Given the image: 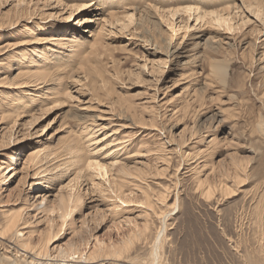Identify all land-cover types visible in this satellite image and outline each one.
Wrapping results in <instances>:
<instances>
[{
  "label": "rangeland",
  "instance_id": "obj_1",
  "mask_svg": "<svg viewBox=\"0 0 264 264\" xmlns=\"http://www.w3.org/2000/svg\"><path fill=\"white\" fill-rule=\"evenodd\" d=\"M59 1L0 0V228L17 211L21 230L16 237H0V261L11 253L22 256L17 246L28 240L29 255L41 252L34 257L38 264L62 263L57 249L67 246L83 256L69 264H143L160 229L165 264H263L264 16L248 9L257 0H96L71 17L67 6L89 0ZM187 7L227 8L235 16L232 28L182 11L163 22L150 11ZM131 13V24L118 25L116 18ZM99 14L103 19L97 21ZM42 36L74 39L63 46L31 42ZM20 81L31 83L16 86ZM27 92L40 96L22 108ZM119 138L128 140L120 149ZM33 151L39 152L30 156ZM188 153L192 159L183 162L181 154ZM87 162L92 168H83ZM96 162L108 170L105 175ZM125 170L146 174L143 186L150 183L158 208L144 202L135 186L139 179L132 181ZM159 193H166L164 203L156 199ZM70 195L76 196L68 204L72 215L63 222L61 199ZM116 196L126 201L121 210L111 207L113 200L120 203ZM146 222L149 230L140 236ZM113 246L122 248L120 257L111 255ZM92 250L99 259L89 263Z\"/></svg>",
  "mask_w": 264,
  "mask_h": 264
},
{
  "label": "bare ground",
  "instance_id": "obj_2",
  "mask_svg": "<svg viewBox=\"0 0 264 264\" xmlns=\"http://www.w3.org/2000/svg\"><path fill=\"white\" fill-rule=\"evenodd\" d=\"M31 1V0H30ZM242 1V0H241ZM244 1V0H243ZM96 2V0L94 1V0H89V1H86V2H82L80 5H72V4H70L69 6H67L69 9H70V16L69 17H71L73 14H75L77 11H79L80 12V10H82V9H84V8H87V7H91V6H93L94 4H96L95 3ZM236 2V1H235ZM245 2V1H244ZM246 2H248V4L249 3H251L252 2V0H247ZM57 3H60V1L59 0H57ZM66 4V3H65ZM246 4V3H245ZM68 5V4H67ZM237 5V4H236ZM252 6L251 7H249L248 9H250L249 11H251V12H253L254 13V15L256 16V17H258L259 15H263L264 16V4H263V2L260 0V1H253L252 2V4H251ZM194 7V6H193ZM65 8V5L63 6V8L62 9H64ZM173 8V7H172ZM234 8H235V6H234ZM252 8V9H251ZM231 9V8H230ZM218 10V9H217ZM150 11H155V13L157 14V17H159V19L161 20V21H163V22H165V21H168V23L171 21V22H173L174 21V19L176 20L177 18H178V15H179V13H180V11H182L183 13H187L188 15H189V18L191 17V15L193 16V18L194 19H196V20H199V21H210V22H214V23H216L219 27L220 26H223V27H225L226 29H230V28H232V21H233V19H234V15L232 14V13H230L231 11L229 10V9H227V8H225V9H221V10H219V11H203V10H200V9H198V8H192V7H187V8H185V9H171V10H169V8H168V10H162V11H157V9H155V10H151L150 9ZM129 13V12H128ZM116 14V13H115ZM110 16H113V13L111 14L110 13ZM242 17V16H241ZM101 18H102V16L99 14V18H98V20L97 21H100L101 20ZM106 18V17H105ZM103 19V18H102ZM113 19V18H112ZM116 20H117V23H118V25H119V23H120V25H126V24H131L132 23V21H133V14L131 13V14H129V15H127L124 19H117L116 18ZM120 20V21H119ZM126 20V21H125ZM82 21H85V19H83ZM108 21V20H107ZM113 21V20H112ZM102 22V21H101ZM114 22V21H113ZM125 22H126V24H125ZM179 22H180V20H179ZM198 22V21H197ZM184 23V22H183ZM243 23V22H242ZM263 23V22H262ZM238 24V23H237ZM244 24H246V23H244ZM235 25V24H234ZM241 25V24H240ZM196 27V26H195ZM239 28V27H238ZM233 30V29H232ZM241 30V29H240ZM231 31V30H230ZM94 33H97V32H94ZM104 33V32H103ZM72 37H73V35H71ZM72 37L71 38H68V37H66V36H62L61 38H55L54 36H49L48 38L47 37H43L42 36V38H38L37 40H33V41H31L32 43L33 42H45V43H52V45H55V46H63V45H66L65 43H69V41H71V40H73L72 39ZM82 38V37H81ZM51 41V42H50ZM94 42L96 41L97 42V40H93ZM63 42H65V43H63ZM78 42V41H77ZM101 42V41H100ZM31 43V44H32ZM196 43V42H195ZM16 44V43H15ZM20 45H21V43H19ZM24 44H25V42H24ZM80 44H82V43H80ZM12 45H14V44H12ZM48 46V45H47ZM69 46V45H68ZM75 47H76V45H75ZM70 48H72V50L71 51H74V50H76V48H74V46L73 45H70ZM90 48H91V50L93 49L91 46H90ZM95 50H96V47L94 48ZM98 50V49H97ZM90 51V50H89ZM205 51V50H204ZM95 52V51H94ZM44 54V53H43ZM88 54H90V52L88 53ZM87 54V55H88ZM92 54H93V52H92ZM91 54V55H92ZM97 55V54H96ZM102 55V54H101ZM90 57V56H89ZM95 57V56H94ZM97 57H99L98 55H97ZM96 57V58H97ZM101 57V56H100ZM87 59H88V56H87ZM99 59V58H98ZM97 59V60H98ZM86 60V59H85ZM84 60V62H86ZM35 61V60H34ZM89 63H90V61H89ZM87 64V63H86ZM99 64H102V63H99ZM79 67H80V65H78ZM93 66V65H92ZM91 66V67H92ZM94 66H96L95 65V63H94ZM82 67H85L84 65L82 66ZM78 68V67H77ZM81 68V67H80ZM102 68V67H101ZM72 69V68H71ZM83 69V68H82ZM77 70H79V72H80V69H77ZM86 70H89V69H86ZM102 70V72H103V68L101 69ZM101 70L99 71V69L97 70V71H99V73L101 72ZM106 70V69H105ZM29 71V70H28ZM73 71V70H72ZM84 71V70H83ZM83 71H82V73H83ZM90 71V70H89ZM88 71V72H89ZM31 72V71H30ZM30 72H25V73H30ZM78 72V71H77ZM78 72V73H79ZM87 72V71H86ZM85 72V73H86ZM94 72V71H93ZM92 72V73H93ZM91 73V72H90ZM96 73V72H95ZM98 73V72H97ZM43 75H44V73H42ZM102 74V73H101ZM105 74V73H104ZM29 75V74H28ZM100 75V74H99ZM35 76V75H34ZM94 76V75H93ZM96 76V75H95ZM98 76V75H97ZM96 76V78H98V80L101 78L100 76H102V75H100V76H98L97 77ZM14 77V76H13ZM47 77V76H46ZM53 77V76H52ZM83 77H84V75H83ZM104 77V76H103ZM105 77H107V76H105ZM109 77V76H108ZM24 78V77H23ZM34 78V77H33ZM36 78V77H35ZM72 78V77H71ZM86 78H88V75L86 76ZM9 79V78H8ZM7 79V80H8ZM12 79V78H11ZM18 79V78H17ZM21 79V78H20ZM37 79V78H36ZM43 79V78H42ZM84 79H85V77H84ZM13 80H14V78H13ZM30 80H32V79H30ZM44 80V79H43ZM87 80V79H86ZM93 80H96V79H93L92 78V81ZM101 80V79H100ZM107 80L108 79H106L105 81L107 82ZM4 81V80H3ZM40 81V80H39ZM46 81V80H45ZM1 82V81H0ZM7 82V81H6ZM6 82H5V85H6ZM51 82V81H50ZM53 82V81H52ZM51 82V83H52ZM94 82V81H93ZM100 82V81H99ZM103 82V81H102ZM106 82H104V83H106ZM14 83V82H13ZM31 83V81H20V82H16L15 84H17L16 86H19L20 85V87L21 86H25V85H27V84H30ZM42 83V82H41ZM44 83V82H43ZM96 83V82H95ZM104 83H100L101 85H99V86H102ZM108 83V82H107ZM106 83V84H107ZM88 84V83H87ZM90 84H92V83H90ZM33 85V84H32ZM52 85V84H51ZM15 85H13V87H14ZM15 86V87H16ZM35 86H36V84H35ZM91 86V85H90ZM104 86V85H103ZM102 86V87H103ZM106 86V85H105ZM104 86V87H105ZM27 87V86H26ZM101 87V88H102ZM24 88V87H23ZM34 88V87H33ZM51 88V87H50ZM106 88V87H105ZM111 88V87H110ZM89 89H90V87H89ZM98 89V88H97ZM104 89V88H103ZM112 89V88H111ZM24 90V89H23ZM91 90V89H90ZM102 89H100V91H101ZM86 91H88V89L86 90ZM95 91V90H94ZM105 90H102V92H104ZM110 91V90H109ZM48 92V91H47ZM50 92V91H49ZM66 92H67V89H66ZM70 92V91H69ZM82 92V91H81ZM91 92V91H90ZM85 93V92H84ZM96 93V92H95ZM52 94V93H51ZM54 94V93H53ZM71 94V93H70ZM88 94V93H87ZM92 94V93H91ZM56 95V94H55ZM72 95V94H71ZM26 97H24L23 98V100L21 101V107L22 108H24L25 106H26V102H34L36 99H34L33 97H36V98H38L39 96H40V94L39 93H33V92H27V94L25 95ZM48 95H46V97H47ZM69 96V95H68ZM73 96V95H72ZM71 96V98H73ZM98 96V95H97ZM107 96V95H106ZM70 97V96H69ZM68 97V98H69ZM94 98L96 97V96H93ZM66 98V97H65ZM91 98H92V96H91ZM90 98V99H91ZM94 98H93V100H94ZM97 98V97H96ZM51 99V98H50ZM67 99V98H66ZM64 99L65 101H67V100H69V101H72V99L70 100V99ZM101 99V98H100ZM54 100H55V105H57L58 103V101H57V98L56 97H54ZM63 100V101H64ZM92 100V101H93ZM97 100V99H96ZM99 100V99H98ZM61 101V100H60ZM59 101V102H60ZM63 101H62V103H63ZM91 101V100H90ZM89 102V101H88ZM102 101H100V103H101ZM57 103V104H56ZM61 103V106L63 105ZM72 103V102H71ZM99 103V102H98ZM111 103V102H110ZM89 104V103H88ZM112 104V103H111ZM58 106H60V104L58 105ZM88 106V105H87ZM86 106V107H87ZM91 106V105H90ZM92 107V106H91ZM131 107V106H130ZM77 108V107H76ZM90 108V107H89ZM128 108V107H127ZM21 109V108H20ZM90 109H92V108H90ZM76 110V109H75ZM81 110V109H80ZM128 110L130 111V109L128 108ZM125 111H127V109L125 110ZM128 112V111H127ZM8 113V112H7ZM33 113H34V111H33ZM11 114V113H10ZM15 115L14 116H18L19 115V112L18 113H14ZM21 114V113H20ZM29 114V113H28ZM3 115V114H2ZM32 114H30V116H31ZM4 116V115H3ZM87 116V115H86ZM2 117V116H1ZM5 117V116H4ZM13 117V116H12ZM19 117V116H18ZM34 117V116H33ZM32 117V118H33ZM36 117V116H35ZM82 118H83V116H81ZM91 117H93V116H91ZM95 117V116H94ZM97 117V116H96ZM6 118V117H5ZM79 119H81L80 117H78ZM85 118V117H84ZM99 119L100 118H102V116L101 117H98ZM16 119V118H15ZM33 119H35V118H33ZM36 119H37V117H36ZM85 119H87V117L85 118ZM89 119H91V118H89ZM106 119V118H105ZM104 119V120H105ZM9 120V119H8ZM32 120V119H31ZM83 120V119H82ZM93 120H94V118H93ZM101 120V119H100ZM1 121V120H0ZM84 121V120H83ZM95 121H96V119H95ZM3 122V121H2ZM14 122H15V120H14ZM108 122V121H107ZM1 123V122H0ZM7 123V122H6ZM12 124H13V122H11ZM11 123H9V124H11ZM8 124V125H9ZM15 125V124H14ZM98 126V125H97ZM153 126V125H152ZM10 127V126H9ZM9 127H7V129L9 128ZM134 127V126H133ZM155 127V126H154ZM5 128V127H4ZM11 128H12V126H11ZM102 128V127H101ZM100 128V129H101ZM105 128V127H104ZM7 129L5 130V131H7ZM10 129V128H9ZM8 129V130H9ZM264 129V128H263ZM2 130H4V129H2ZM13 130V129H12ZM11 130V131H12ZM101 131V130H100ZM116 131L117 130H115V129H113V132H115V134H116ZM118 132V131H117ZM6 133V132H5ZM10 133V132H9ZM9 133H7V134H9ZM111 133V132H110ZM109 133V134H110ZM3 134V133H2ZM89 134H92V132L91 133H89ZM4 135V134H3ZM2 135V136H3ZM1 136V137H2ZM118 136V135H117ZM116 136V137H117ZM122 136V135H121ZM125 136V135H124ZM90 137H91V135H90ZM93 137V136H92ZM128 137V136H127ZM3 138H4V136H3ZM2 139V138H1ZM6 139V138H5ZM9 139V138H8ZM8 139H7V141H8ZM94 139V138H93ZM127 139V138H126ZM118 140V143H120V145H122V146H118L119 148L118 149H120L121 147H123V146H125V144H126V142H128V140H125V139H123V138H119V139H117ZM130 140V139H129ZM89 141V140H88ZM116 141V140H115ZM172 141V140H171ZM4 142V140H2L1 141V143H3ZM87 142V141H86ZM112 142V141H111ZM117 142V141H116ZM162 142V141H161ZM50 144V143H49ZM49 144H48V146H49ZM44 145V144H43ZM89 145V144H88ZM161 145V144H160ZM164 145V144H163ZM0 146H3V145H1L0 144ZM67 147H68V145H66ZM165 146V145H164ZM38 147H39V145H38ZM141 147V146H140ZM180 147V146H179ZM45 148V147H44ZM126 148V147H125ZM69 149V148H68ZM73 149V148H72ZM72 149H70V150H72ZM117 149V147L115 148V150ZM140 149V148H139ZM142 149V148H141ZM160 149H161V147H160ZM38 150V149H37ZM40 150V149H39ZM47 150V149H46ZM69 150V151H70ZM75 151H76V149H74ZM91 150V149H90ZM113 150V149H112ZM68 151V150H67ZM79 151V150H78ZM117 151V150H116ZM123 151V150H122ZM121 151V152H122ZM39 152V151H38ZM37 151H33L32 153H30L31 155L30 156H36L37 155V153H38ZM51 152V151H50ZM137 152H139V151H137ZM142 152V151H141ZM148 152V151H147ZM173 152V151H172ZM42 153V152H41ZM69 153V152H68ZM75 153H77V152H75ZM140 153V152H139ZM146 153V152H145ZM158 153V152H157ZM46 154H47V152H46ZM55 154V153H54ZM64 154V153H63ZM116 154V153H115ZM142 154V153H141ZM152 154V153H151ZM200 154V153H199ZM202 154V153H201ZM53 155V154H52ZM67 155V154H66ZM119 155V154H118ZM140 155V154H139ZM138 155V156H139ZM9 156V155H8ZM29 156V157H30ZM44 156V155H43ZM47 156V155H46ZM76 156V155H75ZM131 156V155H130ZM136 156V155H135ZM141 156V155H140ZM143 156H145V155H143ZM64 158H65V156H63ZM67 157V156H66ZM68 157H69V155H68ZM91 157V156H90ZM95 157V156H94ZM125 157H127V156H125ZM166 157V156H165ZM180 157H182L183 158V162L184 161H186V162H188V161H190L191 159H192V156H190L189 155V153L188 154H186V155H182L181 154V156ZM12 158V157H11ZM35 158V157H34ZM44 158V157H43ZM48 158V157H47ZM63 158V159H64ZM157 158V157H156ZM197 158V157H196ZM206 158V157H205ZM27 159H28V157H27ZM92 159V158H91ZM125 159V158H124ZM128 159H130L129 157H128ZM145 159V158H144ZM165 159V158H164ZM3 160V159H2ZM9 160V159H8ZM35 160H37L36 158H35ZM44 160V159H43ZM72 160V159H71ZM11 161V160H10ZM25 161H26V159H25ZM30 161V160H29ZM74 161V160H73ZM73 161H71V162H73ZM89 161H91L90 159H89ZM136 161V160H135ZM155 161V160H154ZM161 161H163V160H161ZM166 161V160H165ZM2 162V161H1ZM179 162V161H178ZM24 163H27V162H24ZM36 163V162H35ZM34 163V164H35ZM38 163H39V161H38ZM37 163V164H38ZM77 163V162H76ZM82 163V162H81ZM98 163H100V161H98ZM97 162L96 163H93V165H94V167H98L100 170H103L102 172H104V173H102V174H106V170H105V166L103 167L101 164H98ZM142 163V162H141ZM236 163V162H235ZM0 164H2V163H0ZM33 164V165H34ZM61 164H63L62 162H61ZM186 164H188V163H186ZM239 164V163H238ZM58 165V164H57ZM77 165V164H76ZM233 165V164H232ZM11 164L10 163H8L4 168L6 169V171H8V170H10L11 169ZM71 166H72V164H71ZM86 167H83V168H92L91 166H92V163H90V162H87V164L85 165ZM54 167V166H53ZM93 167V168H94ZM130 167V166H129ZM208 167V166H207ZM233 167V166H232ZM240 167V166H239ZM39 168V167H38ZM68 168V167H67ZM98 168H94V169H98ZM124 168V167H123ZM159 168V167H158ZM164 168V167H163ZM201 168V167H200ZM1 169H3V168H1L0 167V170ZM52 169V168H51ZM79 169V168H78ZM134 169H135V167H134ZM138 169V168H137ZM145 169H147V168H145ZM168 169V168H167ZM203 169V168H202ZM84 170V169H83ZM126 170H127V168H126ZM125 170V171H126ZM136 170V169H135ZM141 170V169H140ZM244 169H241V171H243ZM49 171V170H48ZM52 171V170H51ZM66 171V170H65ZM108 171V170H107ZM119 171V170H118ZM130 171V170H129ZM129 171H126V173L129 175V177H132V181H135L136 179L138 180L139 179V184L138 185H135V186H137V190H138V192H141V190H142V195H143V197H144V202L145 203H147V205L149 206V207H152L153 208V206H155V205H153L154 203L152 202V200H151V187H150V183L149 184H145V186H143V183L142 182H144L145 181V175H143L144 174V172H143V174H142V172L140 171V172H137L136 171V173H132V172H129ZM142 171H144V169L142 170ZM149 171V170H148ZM167 171V170H166ZM177 171V170H176ZM238 171V170H237ZM36 172H37V170H36ZM98 172H99V170H98ZM101 172V171H100ZM120 172H123V171H120ZM135 172V171H134ZM151 172V171H150ZM156 172H157V170H156ZM5 173V172H4ZM38 173V172H37ZM63 173V172H62ZM66 173V172H65ZM117 173V172H116ZM149 173V172H148ZM152 173V172H151ZM242 173V172H241ZM2 174V176H3V173H1ZM35 174V173H34ZM101 173H99V175H100ZM101 174V176H104V175H102ZM120 174V173H119ZM123 174H125V173H123ZM133 174H135V175H133ZM236 174V173H235ZM150 175V174H149ZM237 175V174H236ZM244 175H245V173H244ZM60 176V175H59ZM58 176V177H59ZM98 176V175H97ZM109 176V175H108ZM125 176V175H124ZM124 176H122V177H124ZM127 176V175H126ZM174 176V175H173ZM238 176V175H237ZM236 176V178H238ZM51 177V176H50ZM120 177H121V174H120ZM2 178V177H1ZM111 178V177H110ZM52 179V178H51ZM57 179V178H56ZM113 179V178H112ZM126 179V178H125ZM222 179L224 180V178L222 177ZM234 179H235V177H234ZM243 179V178H242ZM1 180V179H0ZM4 180V179H3ZM202 180V179H201ZM233 180V179H232ZM108 181V180H107ZM111 181V180H110ZM115 181V180H114ZM118 181V180H117ZM226 181V180H225ZM241 182V180H238V182ZM243 181V180H242ZM137 182V181H136ZM152 182V181H151ZM177 182V181H176ZM124 184V182L121 180V182L119 181V182H117V184L116 185H119V187L120 186H122V184ZM144 183H146V182H144ZM242 183V182H241ZM130 184V183H129ZM240 184V183H239ZM55 185V184H54ZM134 185V184H133ZM176 185V184H175ZM154 186V185H153ZM173 186V185H172ZM264 186V185H263ZM113 187H115V186H113ZM118 187V186H117ZM117 187H116V189H117ZM227 187V186H226ZM111 188V187H110ZM121 188V187H120ZM135 188V187H134ZM215 188V187H214ZM228 188H229V186H228ZM139 189H141L140 191H139ZM226 189V188H225ZM262 189V188H261ZM119 190V189H118ZM117 190V191H118ZM165 190V189H164ZM229 190V189H228ZM263 190V189H262ZM111 191L112 190H110V193H111ZM132 191V190H131ZM134 191V190H133ZM166 191V190H165ZM135 192H137V191H135ZM99 193H102V191H100ZM160 193H163V192H160ZM160 193H159V196H160V198H156V199H160V201L162 202V203H164L165 202V196H164V194H166V193H164L163 195L161 194L160 195ZM70 194V193H69ZM68 194V195H69ZM74 194V193H73ZM123 194V193H122ZM157 194V193H156ZM117 195V194H116ZM118 195H120L119 193H118ZM64 196V195H63ZM71 196V199H70V197L68 196V198H66L65 200H64V197H63V199H61V201H62V207L63 208H61V209H63V211H61V213H62V215H60V217L61 218H63L62 219V221L63 222H65L64 221V219H66V217L68 216L69 217V215L71 214L72 215V209L69 211L68 210V204H69V202L72 204L73 202H72V197H74V196H72V195H70ZM109 196V195H108ZM115 196V195H114ZM126 196V195H125ZM153 196V195H152ZM156 196V195H155ZM62 197V196H61ZM76 197V196H75ZM75 197H74V200H75ZM80 197V196H79ZM78 197V198H79ZM113 197V196H112ZM117 197V196H116ZM116 197H114V198H116ZM124 197V196H123ZM158 197V196H157ZM167 197V196H166ZM106 198V197H105ZM118 198V197H117ZM80 199V198H79ZM78 199V200H79ZM153 199H155L154 197H153ZM76 200H77V198H76ZM112 200V199H111ZM80 201V200H79ZM106 201V200H105ZM118 201H120V203L119 204H117L116 202H117V200L114 202V200H113V203L111 204V205H113L114 204V206H111V207H116L117 206V208L118 207H121L120 205H122L124 202H125V204H126V201L124 200H122V199H120V198H118ZM157 201V200H156ZM66 202H67V204H66ZM143 202V201H142ZM144 202H143V204H144ZM159 202V201H158ZM14 203V202H13ZM74 203H75V201H74ZM111 203V202H110ZM174 204H175V199H174V202H173ZM124 204V205H125ZM156 204H158V203H156ZM161 204V203H160ZM174 204H173V206H174ZM260 204V203H259ZM258 204V208H259V205ZM58 205H60V204H58ZM70 205V204H69ZM76 205V204H75ZM165 205V204H164ZM61 206V205H60ZM59 206V207H60ZM169 206V205H168ZM71 208H73L72 207V205L70 206ZM156 208H158L157 206H155ZM146 208H148V207H146ZM155 208V209H156ZM166 208V207H165ZM42 209V208H41ZM57 209V208H56ZM58 209H60V208H58ZM60 209V210H61ZM65 209V210H64ZM119 209V208H118ZM257 208H255V210H256ZM19 210V209H18ZM117 210V209H116ZM119 210H121V209H119ZM147 210H149V208L147 209ZM150 210H152V209H150ZM149 210V211H150ZM159 210V209H158ZM161 210V209H160ZM167 210V209H166ZM259 210H260V208H259ZM15 211V210H14ZM43 211V210H42ZM50 211V210H49ZM115 211V210H114ZM113 211V212H114ZM144 211V210H143ZM153 211H154V209H153ZM162 211H164V210H162ZM160 212V215L161 214H163V212ZM7 212V211H6ZM12 212V211H11ZM17 212V211H16ZM15 212V213H16ZM52 212V211H51ZM58 212V211H57ZM157 212V211H156ZM156 212H154V213H156ZM257 212V211H256ZM259 212V211H258ZM5 213V212H4ZM14 213V214H15ZM118 213V212H117ZM149 213V212H148ZM5 214H7V213H5ZM12 214V213H11ZM14 214H12V216H8L7 217V219H4L6 222H5V225L4 224H2V225H4L3 227H1L0 228V237L1 238H6V237H12V235H14L15 234V237H16V233H17V235H18V219H19V215H14ZM60 214V213H59ZM114 214V213H113ZM144 214H145V212H144ZM159 214V213H158ZM165 214V213H164ZM114 215H116V214H114ZM145 215H147V214H145ZM149 215H150V213H149ZM151 215H153V214H151ZM154 215H156V214H154ZM159 215V216H160ZM158 216V215H157ZM146 217H148V216H146ZM163 217H164V215H163ZM145 218V217H144ZM143 218V219H144ZM149 218V217H148ZM166 218V217H165ZM146 219V218H145ZM155 219V218H154ZM161 219H162V216H161ZM160 219V220H161ZM164 219V218H163ZM148 221V220H147ZM150 221V220H149ZM162 221V220H161ZM20 222V221H19ZM63 222H61L62 223V225H63ZM18 223V224H17ZM146 224H147V222H146ZM162 224H164L163 223V221H162ZM143 225H145V223L143 224ZM153 225V224H152ZM61 228V227H60ZM151 228V227H150ZM62 229V228H61ZM140 230H142L143 229V231L142 232H139V235L140 236H142V235H146L147 233V230H149L148 229V224L145 226V227H142V228H139ZM50 230V229H49ZM160 229H157L155 232V234H154V236L152 237V240L151 241H149V244H150V251L148 252V251H146V252H148V255L146 256V258L145 259H143L144 257H142V261H143V264H165L163 261H162V257H161V246H163L162 245V241H163V237H162V234H161V231H159ZM21 231V230H20ZM19 231V232H20ZM59 231V230H58ZM256 231V230H255ZM260 231H261V229H260ZM61 231H59V233H60ZM149 232V231H148ZM162 232H163V229H162ZM52 233V232H51ZM58 233V232H57ZM57 233L55 234V235H53V236H51V234H49V236H48V238L47 237H45L44 239H46V245H49V242L51 241L52 242V240L53 239H56V237H57ZM59 233H58V235H59ZM54 234V233H53ZM153 234V233H152ZM138 235V234H137ZM138 235V236H139ZM139 236V237H140ZM152 236V235H151ZM18 237V236H17ZM31 237V236H30ZM138 237V238H139ZM144 237H146V236H144ZM144 237H142V238H144ZM19 238H21V237H19ZM18 238V239H19ZM134 238V237H133ZM38 239V238H37ZM129 239V238H128ZM132 239V238H131ZM145 239H147V237L145 238ZM149 239H150V237H149ZM148 239V240H149ZM11 240V239H10ZM39 240V239H38ZM141 240V239H140ZM147 240V241H148ZM21 241V240H20ZM20 241H17V242H19L20 243ZM24 241V240H23ZM33 241V240H32ZM54 241V240H53ZM128 240H124V247L127 245V244H129V243H126ZM137 241H138V239H137ZM142 241V240H141ZM73 242V241H72ZM129 242V241H128ZM14 243H16V241L14 242ZM26 243H28V240L26 241ZM26 243H22V245H20L21 247H19V246H17V248H18V252H21L20 251V249L21 250H23L24 252L22 253V256H20L19 255V253H18V255H19V257H15V254L14 255H12V253L10 254V255H3L2 257H1V261H0V264H38V263H40L39 261H36V259L34 258V257H40V256H42L41 255V252L38 250V253L36 254V251H35V256H31V255H29V246H28V244H26ZM30 243V242H29ZM75 243V242H74ZM126 243V244H125ZM44 244V243H43ZM144 244V243H143ZM73 245V244H72ZM3 246V245H2ZM35 246V245H34ZM39 246V245H38ZM42 246V245H41ZM43 246H45V245H43ZM146 246H148V243H147V245ZM14 247V246H13ZM33 247V246H32ZM35 247H37V246H35ZM49 247V246H48ZM47 246H46V248H48ZM75 246H73V248H69L68 246L66 247V249H64V248H61V249H63V250H61V249H57V252H58V250H59V252H58V256L61 258L60 260L62 261V263H54V264H69V262H80L79 260H76L77 258H79V256L76 254L75 255V253H76V251H77V249L76 248H74ZM119 248H120V246H118ZM20 248V249H19ZM40 248V247H39ZM38 248V249H39ZM46 248H45V251L43 250L42 252H43V255H45L44 257H47L48 255V253L46 254ZM69 248V249H68ZM115 250H114V249ZM113 248H109L110 250H111V252H112V256H113V258H115L114 256H119L120 255V253H122V248H120V249H118V248H116V246H113ZM126 248V247H125ZM125 248L123 249L124 251H125ZM130 248V247H129ZM144 248V247H143ZM33 249V248H32ZM43 249H44V247H43ZM103 249V248H102ZM113 249V250H112ZM147 249H149V248H147ZM262 249V248H261ZM42 250V249H41ZM48 250V249H47ZM105 250V249H104ZM127 250V249H126ZM17 251V250H16ZM106 251V250H105ZM123 251V252H124ZM261 251V250H260ZM33 252V251H32ZM44 252H45V254H44ZM48 252V251H47ZM56 252V253H57ZM82 252V251H81ZM80 252V253H81ZM92 252H93V250L91 251V254H92ZM95 252V251H94ZM93 252V255H92V257H89L88 259H93V261H89V263L90 262H96V260L97 259H99V257H98V255L96 254V253H94ZM97 252V251H96ZM141 252V251H140ZM145 252V251H144ZM256 252V251H255ZM263 252H264V250H263ZM77 253H79V251L77 252ZM83 253V252H82ZM107 254H108V252H106ZM105 253V254H106ZM110 253V252H109ZM100 255H101V253H99ZM107 254H106V256H107ZM137 254V253H136ZM147 254V253H146ZM262 254V253H261ZM2 255V254H1ZM33 255H34V253H33ZM99 255V256H100ZM86 256V255H85ZM88 256V255H87ZM111 256V257H112ZM130 256V255H129ZM137 256V255H136ZM49 257V256H48ZM83 256H80V258H82ZM98 257V258H97ZM120 257V256H119ZM118 257V258H119ZM53 258V257H52ZM79 258V259H80ZM107 258V257H106ZM134 258V257H133ZM258 258H259V256H258ZM264 258V257H263ZM41 259H43V258H41ZM49 259V258H48ZM57 259V258H56ZM86 259H87V257H86ZM86 259H83V261L84 260H86ZM108 259V258H107ZM109 259H112V258H110L109 257ZM135 259V258H134ZM137 259V258H136ZM45 260V259H44ZM53 260V259H52ZM60 260H59V262H60ZM95 260V261H94ZM101 260V259H100ZM138 260V259H137ZM137 260H136V262H137ZM56 261H58V259L56 260ZM106 261V260H105ZM128 261V260H127ZM134 261V260H133ZM257 261V260H256ZM260 261V260H259ZM259 261H257V262H259ZM55 262V261H54ZM87 262V260L85 261V263ZM131 262V261H130ZM255 262V261H254ZM247 263H249V262H247ZM260 263H261V261H260ZM41 264H43V262H41ZM47 264H52V261L50 262H47ZM93 264H96V263H93ZM133 264H136L135 263V261H134V263ZM141 264V263H140ZM250 264H252V263H250ZM258 264V263H257ZM262 264V263H261ZM264 264V263H263Z\"/></svg>",
  "mask_w": 264,
  "mask_h": 264
}]
</instances>
